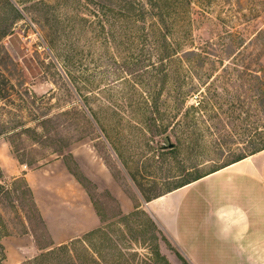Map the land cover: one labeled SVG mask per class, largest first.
I'll list each match as a JSON object with an SVG mask.
<instances>
[{"label": "rangeland", "instance_id": "374dc122", "mask_svg": "<svg viewBox=\"0 0 264 264\" xmlns=\"http://www.w3.org/2000/svg\"><path fill=\"white\" fill-rule=\"evenodd\" d=\"M174 1L165 6L169 22L180 20L170 26L173 36L201 55L192 75L197 90L182 104L178 86L191 87L193 79L187 67L165 78L156 29L158 44L148 47L154 54L145 53L138 68L134 58L144 45L131 39L130 27L104 40L94 18L100 0H0V83L9 89L0 98V130L26 127L0 137L3 181L12 188L23 177L11 172L14 162L31 170L64 161L102 219L91 233L105 235L89 242L105 264H190L141 202L264 147V0ZM165 127L169 140L156 134ZM120 200L135 210L124 214ZM21 201L28 226L6 203L14 221L9 236L31 231L39 252L21 264H38L54 247L31 199ZM73 249L77 258L81 245Z\"/></svg>", "mask_w": 264, "mask_h": 264}, {"label": "crops", "instance_id": "0c3cea01", "mask_svg": "<svg viewBox=\"0 0 264 264\" xmlns=\"http://www.w3.org/2000/svg\"><path fill=\"white\" fill-rule=\"evenodd\" d=\"M14 166L11 172L26 178L54 246L101 228L87 190L64 161L31 170ZM120 202L124 214L135 210L132 201ZM140 206L190 264H264V150ZM26 233L3 239L4 264H21L39 252L32 232Z\"/></svg>", "mask_w": 264, "mask_h": 264}, {"label": "trees", "instance_id": "16d2710c", "mask_svg": "<svg viewBox=\"0 0 264 264\" xmlns=\"http://www.w3.org/2000/svg\"><path fill=\"white\" fill-rule=\"evenodd\" d=\"M169 1L170 0H116L113 4H110V3L105 2L104 0H100L99 11L97 12V14H94V18L97 19L96 20L97 25L102 30V36L105 41L110 42L111 38H110L109 31L112 32L114 29H117V28H119V31L124 35H126L125 33L126 27H130V29H132L135 32V33L131 32V35H130L131 39L140 42L141 45H144V49L141 50V53L138 55L135 54L136 58L134 59L136 63H134V65L137 64L136 66L138 68L142 67V61L143 59H146L145 53L150 55V57H152L151 54H154L155 50L154 51L148 50V47L151 45L152 48L154 49L155 45L158 44V41L155 36V29H156L159 32V34H161V36L163 37L162 42H164L163 51L161 52V55H160V60L163 66L166 64V66L162 68V72H167L165 78L170 77L174 73H177L179 75V73L182 70H185V67H187L188 72H189V74H187V79L192 78L193 81L190 80V82L193 83L194 76L192 75H194V72H193L194 63L196 66L197 59L201 55L199 54V52H197L195 47L191 46L189 48H186L187 46L186 43L188 42L186 39L177 38L173 36V33L170 30V26L172 25V26H175L174 28H177L178 24L180 23V20L176 18L174 19L173 22L168 21L166 17V12H165V6H166V3H169ZM174 2H175V5H178L180 0H175ZM112 36L115 38L114 42L117 41L119 44L123 43L122 39L118 40L117 37H115L114 35ZM132 44L134 45V43ZM153 68L155 69L157 67L153 66ZM187 84L185 82V83H182L180 86H178L179 92L177 93L178 97L176 100L179 101V104H182L183 102L186 103V100L188 99V97L197 90V87H194V83L191 87H185ZM183 88L184 89L186 88V91H184ZM8 93H9L8 82L0 83V96H1L0 98H6ZM138 106L140 108V104H138ZM146 108L148 110V106ZM153 122L154 124H156L155 121ZM13 128L5 126L2 130H0V137L4 135L13 134V132H18L20 129H23V128L25 130L26 127H24L23 125L22 126L19 125L18 127H15V129ZM167 128L168 127H165L163 131L157 130L156 134L162 132V134L166 136V140H169L170 135H168L167 133ZM8 130H12V131L9 132ZM26 130L31 131V129H26ZM106 134H107L108 139L111 140V134L108 132H106ZM263 150H264V147L255 151L254 153L248 156H251ZM248 156L237 158L235 161L231 162L230 164L239 162L247 158ZM215 171H212L211 173ZM204 176L206 175L197 177L196 179H193L192 181L186 182L180 185L179 187H177L176 189H179L188 184H191L192 182L197 181L203 178ZM80 182L82 183V181ZM17 183H24L27 191L20 194L16 186ZM23 196H28L29 199H31L33 208L38 214L41 224L47 231L44 220L35 202L33 192L31 188L29 187L26 178L20 177V178L14 179L12 188H9V186L5 184L3 181V174L0 168V254L2 255V261H4L6 258L5 248L3 246L2 241L4 238L10 235L11 233L10 230L14 226V221L9 218L8 213H7V207H6L7 205L5 204L7 203L8 206L13 210L12 212L16 215V220L18 222H20L21 224H24L25 226H28L20 213V211H23L26 206L23 203V201H21ZM160 196L162 195H159L154 198H148L146 199V201L147 202L152 201L156 198H159ZM25 220L28 222V224L29 223L31 224V219L27 215L25 216ZM151 220L153 224L157 226V224L155 223V221H153L152 218ZM26 232H28V230L25 231L24 233ZM101 235H105V233H88L87 235L84 236V238L71 241L70 243L64 244L61 246H54L52 244V246L50 247H54V248L46 253H43L42 257L39 258L35 263H38V264H53V263L54 264H105L102 254L100 253V251H97L98 246L89 242V239L96 240V238H100ZM106 236L109 240H111L107 234ZM77 244L81 245V249H80L81 252L79 253L76 252L77 258L76 257L73 258V256L71 255L73 251H75V249L73 248ZM153 248L154 249H152V251L154 253H157V254L160 253L159 244H157Z\"/></svg>", "mask_w": 264, "mask_h": 264}]
</instances>
